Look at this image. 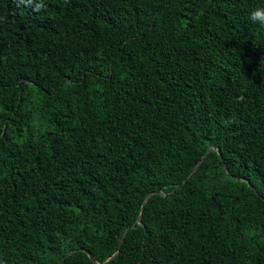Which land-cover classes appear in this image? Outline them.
<instances>
[{
    "label": "trees",
    "instance_id": "16d2710c",
    "mask_svg": "<svg viewBox=\"0 0 264 264\" xmlns=\"http://www.w3.org/2000/svg\"><path fill=\"white\" fill-rule=\"evenodd\" d=\"M260 5L0 0V264H264Z\"/></svg>",
    "mask_w": 264,
    "mask_h": 264
},
{
    "label": "clouds",
    "instance_id": "9594fccd",
    "mask_svg": "<svg viewBox=\"0 0 264 264\" xmlns=\"http://www.w3.org/2000/svg\"><path fill=\"white\" fill-rule=\"evenodd\" d=\"M248 20L255 25L264 28V5L256 6L248 12Z\"/></svg>",
    "mask_w": 264,
    "mask_h": 264
},
{
    "label": "water",
    "instance_id": "95a60500",
    "mask_svg": "<svg viewBox=\"0 0 264 264\" xmlns=\"http://www.w3.org/2000/svg\"><path fill=\"white\" fill-rule=\"evenodd\" d=\"M212 149H214V147H211V148L209 149V151L206 153V155L204 156V158L207 156V154H208ZM200 164H201V162H200L198 165H196V167H194V169L192 170V172L190 173V175L188 176V178H189V177H190V176H191V175L197 170V168L200 166ZM225 169H226L227 172L229 173V170H228V168H227L226 166H225ZM158 194H161V192H158ZM148 200H149V196H148L147 199L145 200V202H144V204H143V206H142V209H141V214H140V216L138 217V219L136 220V222H135L130 228H127V229L123 232L122 239H121V243H122V241H123V239H124V237H125L127 231H128L129 229H132V228L137 227V225H139V224L141 223L142 215H143V213H144L145 206H146ZM69 254H71V252L68 253V254H66L65 256H68ZM89 257H90V259L92 260V262L95 263V260L93 259V257H92L91 254L89 255Z\"/></svg>",
    "mask_w": 264,
    "mask_h": 264
}]
</instances>
